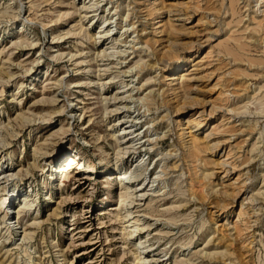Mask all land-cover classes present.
<instances>
[{
    "label": "rangeland",
    "instance_id": "rangeland-1",
    "mask_svg": "<svg viewBox=\"0 0 264 264\" xmlns=\"http://www.w3.org/2000/svg\"><path fill=\"white\" fill-rule=\"evenodd\" d=\"M95 1L0 0V264H264V0ZM118 120L141 139L122 156ZM116 167L148 182L133 239Z\"/></svg>",
    "mask_w": 264,
    "mask_h": 264
},
{
    "label": "bare ground",
    "instance_id": "bare-ground-1",
    "mask_svg": "<svg viewBox=\"0 0 264 264\" xmlns=\"http://www.w3.org/2000/svg\"><path fill=\"white\" fill-rule=\"evenodd\" d=\"M98 1V0H97ZM75 3H76V1H75ZM74 3V4H75ZM99 2H96L95 0H88V4H86L85 2H83V6L82 7H86V5H87V7H93L94 9H92V10H94L95 11V14L94 15H99V13H97L98 12V8L100 7V6H98L99 4H98ZM86 7V8H87ZM86 8H83L84 10H86ZM89 9V8H88ZM78 10V9H77ZM79 10H80V8H79ZM87 11V10H86ZM104 11V10H103ZM93 12V11H92ZM84 13V12H83ZM110 13V11L107 13V15ZM82 14V13H81ZM87 14V13H86ZM104 15V14H103ZM184 16V15H183ZM183 16H181V20L183 19V20H188V17H185L184 16V18H183ZM102 17H104V16H102ZM108 18V17H107ZM107 18H103V21H102V23L101 24H105V22L106 21H108L107 20ZM177 19H179V18H177ZM109 26V25H108ZM172 28V27H171ZM110 30V29H109ZM112 31V30H111ZM143 33V32H142ZM99 37H102V36H107L106 38H110V41H112V40H114V36H112L111 35V32H109L108 30L106 31V29H104V30H99L98 31V34H97ZM114 35V34H113ZM124 43H126V42H124ZM108 48L109 47H101L100 49L101 50H97V52H96V54H99V55H101V56H108L109 57V55H110V53L107 51L108 50ZM139 48V47H138ZM141 48V47H140ZM135 51H137V49L135 50ZM108 59V58H107ZM125 61V60H124ZM143 62V61H142ZM124 63V62H123ZM145 66V65H144ZM106 67V66H105ZM143 67V66H142ZM141 67V68H142ZM180 67V66H179ZM140 70V69H139ZM124 71H126V70H124ZM180 72H176V73H172V75H170L169 76V78H171V79H176V78H180V77H182V76H185V72H183L184 70L183 69H181V70H179ZM139 73V72H138ZM136 74V73H135ZM105 76V75H104ZM182 79V78H181ZM104 80V79H103ZM139 83V82H138ZM101 84H103V82H101ZM123 84V83H122ZM129 83H126V84H124V85H122V86H119V87H125V86H127ZM144 84L145 83H142L141 85H138L137 87H132V88H127V90H116L114 93H112V95H110V97L111 98H113V101L112 102H110V103H112L111 105H114V108L115 109H119V106H116L117 105V103H119L120 101H121V99L120 98H123V96H121L120 97V93H125V92H129L130 93V95L132 94V92L134 91V89L136 90V93L138 92V91H140L141 89V87L142 86H144ZM103 88V87H102ZM121 91V92H120ZM123 93V94H124ZM123 94H121V95H123ZM128 96V95H127ZM148 96H153L154 97V95H152V94H148L147 95V98H148ZM109 97V98H110ZM142 97V96H141ZM109 98L107 97V96H105V100L107 101L106 103H108L106 106H105V109H108V107L110 106V104H109ZM118 99H120V100H118ZM146 99V98H145ZM112 100V99H111ZM118 100V101H117ZM139 101V100H138ZM140 104V103H139ZM122 105H124V104H122ZM124 106H126V104L124 105ZM123 106V107H124ZM144 107V106H143ZM223 107V106H222ZM122 108V107H121ZM225 108V107H224ZM118 111V110H117ZM120 121V122H119ZM122 120H118L117 121V123H120V126L122 127V128H120L118 131V133H116V134H113L114 135V139L118 142V144H117V148L118 149H116V153H118V155L119 156H122V155H125L127 152H128V150L130 149L131 150V148H136V147H138V145L141 143V141H139V140H141L140 139V137L139 138H137V135H138V133H134V131L132 130V128H131V126L132 125H126L127 123H125V122H121ZM2 130V129H1ZM1 130H0V138L2 137L1 136ZM139 132V131H138ZM125 135H128V136H125ZM2 139V138H1ZM194 139H196V138H194ZM196 141V140H195ZM4 142V141H3ZM193 142V141H192ZM199 144V143H198ZM197 143L195 144L196 146L198 145ZM142 145V144H141ZM199 146V145H198ZM143 147V146H142ZM113 148V147H112ZM8 155H11V151L8 153ZM7 156V155H6ZM227 156V155H226ZM78 158H79V155L77 154V153H74V154H70V155H68L63 161H61V162H59L58 164H50L51 166H49V168H48V176L52 179V184L57 180V179H59V180H61V182H64V180L65 179H69L70 178V168L74 165V164H76V163H78ZM6 160V159H5ZM9 160H10V158H9ZM120 160V158L117 160V162ZM65 161V163L64 164H62V162H64ZM226 161V160H225ZM136 162V161H135ZM37 163V162H36ZM67 163V164H66ZM132 163H134V161H132ZM228 163V162H227ZM234 163V162H233ZM33 164V163H32ZM87 169L89 170V171H93V167L92 166H88L87 167ZM116 169H119V168H117L116 167ZM13 169H12V164H5V165H0V181H1V179L2 178H4V177H8L9 175H15V172H13L12 171ZM61 172V173H60ZM62 172H63V174H62ZM17 173V172H16ZM57 173H60V177L58 178L57 176H56V174ZM129 173V172H128ZM141 173V172H140ZM138 174V176L139 175H141V174ZM126 174H127V171H123V170H121V169H119L118 171H114V172H111V173H109L108 174V179H116L117 181H119L120 182V184L121 185H123V187H122V191H121V193H120V200H119V205L118 206H116V207H114V209H117V219L118 220H121V219H123V222L125 223V225H124V228H126V227H129L130 229L128 230V233H130V238H132L133 239V236H135L136 235V233H134L135 231H137L138 229H139V226H140V222H139V220H140V218H138V217H136V215H138V214H134L133 215V207H135L134 205L133 206H129L130 204V202L133 204L134 203V201H137V203H140L139 205H146V204H148V201L146 202V199L148 198V196H146V194H147V185H148V182L146 183V179H144L143 181H141V182H139V183H136V184H130L129 183V181H126L125 179H126ZM17 175V174H16ZM128 176H129V174H128ZM62 177L64 178V179H62ZM9 178V177H8ZM50 179V180H51ZM194 185V184H193ZM192 187V186H191ZM200 187H201V189H200ZM198 186L197 188H196V190H202V186ZM191 189V188H190ZM193 191V190H192ZM196 192V191H195ZM194 192V193H195ZM201 192V191H200ZM205 192V191H204ZM9 196V197H8ZM13 197V198H12ZM35 197V196H34ZM34 197H29V195H24V197H23V200H22V198L20 199L21 200V202H22V204H23V206L25 207V206H32V204L34 203L33 201H34ZM47 199H48V202H53V203H55L56 202V200L53 198V196L52 195H49L48 197H47ZM15 200H16V196H15V193L14 192H12L11 194H9V195H7V196H5V197H1L0 198V210L3 208L5 211H6V214H4L3 216L5 217V215L7 216V218L8 219H10V216H8L9 214V212H12L13 213V210H12V208L10 209V206H13L14 205V203H15ZM12 204V205H11ZM21 204V205H22ZM138 206V205H137ZM125 208V209H124ZM12 210V211H11ZM19 211V210H18ZM106 212L105 211H102L100 214H105ZM1 215V214H0ZM14 217H15V215H13V219H14ZM12 218L9 220L11 223H14L15 224V220H13ZM133 222V223H132ZM132 223V224H131ZM100 227H104L103 225H101ZM223 239H226V238H228V237H225L224 238V236L222 237ZM222 241V240H221ZM224 241V240H223ZM227 241H229V240H227ZM142 244H143V241L140 239V241L138 242V244H137V247L138 248H140V247H144V246H142ZM229 244V243H228ZM225 245V244H224ZM137 248V249H138ZM144 250V249H143ZM145 251V250H144ZM142 252L143 251H141L140 252V256L138 257V260H139V262L141 263V264H145L146 263V261L148 260V255H142Z\"/></svg>",
    "mask_w": 264,
    "mask_h": 264
},
{
    "label": "built area",
    "instance_id": "built-area-1",
    "mask_svg": "<svg viewBox=\"0 0 264 264\" xmlns=\"http://www.w3.org/2000/svg\"><path fill=\"white\" fill-rule=\"evenodd\" d=\"M13 198V197H12ZM12 205V204H11Z\"/></svg>",
    "mask_w": 264,
    "mask_h": 264
}]
</instances>
